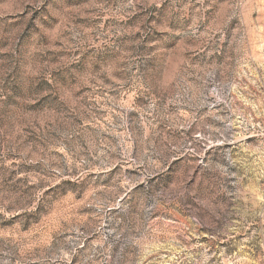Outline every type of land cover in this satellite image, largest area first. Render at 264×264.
Wrapping results in <instances>:
<instances>
[{
    "label": "rangeland",
    "instance_id": "374dc122",
    "mask_svg": "<svg viewBox=\"0 0 264 264\" xmlns=\"http://www.w3.org/2000/svg\"><path fill=\"white\" fill-rule=\"evenodd\" d=\"M0 264H264V0H0Z\"/></svg>",
    "mask_w": 264,
    "mask_h": 264
}]
</instances>
